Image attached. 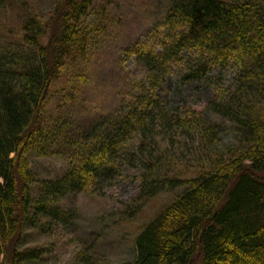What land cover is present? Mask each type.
Instances as JSON below:
<instances>
[{"label": "trees", "instance_id": "16d2710c", "mask_svg": "<svg viewBox=\"0 0 264 264\" xmlns=\"http://www.w3.org/2000/svg\"><path fill=\"white\" fill-rule=\"evenodd\" d=\"M97 1L54 0L41 14L29 0H0V10L18 15L17 40L0 28V264L38 260L41 250L15 249L24 226L43 235L67 228L76 213L61 200L103 194L122 167L138 181L135 202L180 190L137 234L127 264H193L196 255L200 264H264V0H155L157 25L170 34L160 53L130 50L146 70L113 109L91 103L82 72L115 4L94 8ZM178 63L181 84L204 81L215 91L200 108L169 107L157 93ZM226 67L235 70L228 83L214 73ZM60 83L67 109L83 108L81 125L66 115L47 120ZM29 155L64 157L69 168L36 181ZM84 251L75 264H95Z\"/></svg>", "mask_w": 264, "mask_h": 264}, {"label": "rangeland", "instance_id": "374dc122", "mask_svg": "<svg viewBox=\"0 0 264 264\" xmlns=\"http://www.w3.org/2000/svg\"><path fill=\"white\" fill-rule=\"evenodd\" d=\"M29 1L32 8L41 14H46L52 1L54 2V0ZM113 1L115 4L107 7L111 19L110 25H107L108 31L92 48L87 63L82 67V72L86 75L85 88L91 91L88 95L91 103L103 109H113L117 106L118 94L122 89L128 93V87L134 85L138 88L141 84L140 79L144 74L142 71L146 69H142L141 65L137 66L135 57L131 59L128 55L131 47L159 49L161 36L166 37L170 34L157 25L162 9L156 5L155 0ZM101 4V0H98L93 7L99 8ZM16 17H18L16 13L0 10V28L12 36L13 41L14 38L17 40ZM7 23L8 26H4ZM260 41L264 42V38ZM31 51L28 49L27 55H30ZM4 56L0 51V61H4ZM171 68L172 70L165 75V80L157 92L169 107L183 109L187 106L197 109L206 100L215 96L212 86L204 81L178 86L177 75L180 66L178 68L171 66ZM231 77L232 74L227 72L223 73L221 78L228 83ZM62 80L63 75L60 76V82ZM62 86L63 84L60 83L52 89L51 93L55 96L45 107L46 118L54 120L59 115H66L71 116L72 123L81 125L86 114L84 112L81 115L78 114V109H83L80 106H74V108L71 105L73 109H67L70 104L68 99L65 100L66 97L58 93L62 90ZM178 87H180L179 90ZM176 152L181 153L180 150ZM184 158L191 157L187 154ZM185 159L181 160L180 167L193 171V163ZM29 161L36 181L60 178L69 168L68 161L60 156L29 155ZM121 171V176L115 178L116 180L113 179V185L105 189L101 195L83 192L76 197L69 196L61 200L60 204L63 203L64 208H70L76 213L67 228L55 226L49 235H43L25 225L17 236L20 243L18 240L15 249L17 251L41 250L43 253L38 260H21L18 264H75L80 253L90 247L92 249H89L87 253L93 256L97 264L131 262L134 257L135 237L160 211L174 202L179 189L171 192L164 191L145 202H135L138 181L135 179L134 171L125 167H122ZM188 175H191V172H188ZM32 187H36V183ZM140 204L141 208L138 212L136 207ZM127 207L132 208L131 213L135 211L133 218H127L128 213L124 212ZM199 260L200 256L196 255L193 264H199Z\"/></svg>", "mask_w": 264, "mask_h": 264}, {"label": "bare ground", "instance_id": "6f19581e", "mask_svg": "<svg viewBox=\"0 0 264 264\" xmlns=\"http://www.w3.org/2000/svg\"><path fill=\"white\" fill-rule=\"evenodd\" d=\"M234 68L233 67H226L224 69H218V68H215L214 69V73L217 74V75H220L222 77V74L223 73H227V72H230L232 74V76L234 75ZM222 81V78L220 79ZM224 82V81H223ZM164 210V209H163ZM162 210V211H163ZM134 259V258H133ZM200 264V262H199Z\"/></svg>", "mask_w": 264, "mask_h": 264}]
</instances>
